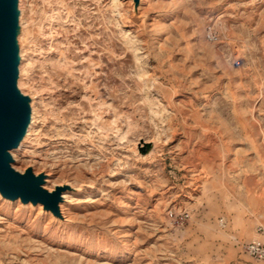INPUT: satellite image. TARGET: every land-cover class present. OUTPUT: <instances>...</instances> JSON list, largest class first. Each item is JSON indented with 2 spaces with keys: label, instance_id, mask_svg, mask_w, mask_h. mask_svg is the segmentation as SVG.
<instances>
[{
  "label": "rangeland",
  "instance_id": "obj_1",
  "mask_svg": "<svg viewBox=\"0 0 264 264\" xmlns=\"http://www.w3.org/2000/svg\"><path fill=\"white\" fill-rule=\"evenodd\" d=\"M21 8L13 167L80 190L65 222L0 198V264H264V0Z\"/></svg>",
  "mask_w": 264,
  "mask_h": 264
},
{
  "label": "water",
  "instance_id": "obj_2",
  "mask_svg": "<svg viewBox=\"0 0 264 264\" xmlns=\"http://www.w3.org/2000/svg\"><path fill=\"white\" fill-rule=\"evenodd\" d=\"M17 0H0V191L5 197L43 203L58 213L57 203L61 190L55 194L41 188L42 178L31 171L25 175L15 172L9 165L8 153L23 137L29 121L28 98L21 97L16 88Z\"/></svg>",
  "mask_w": 264,
  "mask_h": 264
},
{
  "label": "bare ground",
  "instance_id": "obj_3",
  "mask_svg": "<svg viewBox=\"0 0 264 264\" xmlns=\"http://www.w3.org/2000/svg\"><path fill=\"white\" fill-rule=\"evenodd\" d=\"M134 6V9L140 13L141 11V7L146 3L147 0H130ZM115 3H119L120 0H114ZM117 5V4H116ZM117 7V6H116ZM17 24H16V28H15V43H16V47H17V54H16V59H17V74H16V88L17 91L19 93V95L21 97H26L24 92H23V84H22V80L24 77L23 74V70L21 68L20 70V65L23 61L22 55L21 53L23 52V56L24 58L26 57V50H23L24 47V38H25V31L22 28V24H21V20H22V15H23V9L21 8V0H17ZM120 10V8H119ZM142 17L141 15H139V18ZM243 68V67H242ZM28 98V106L30 108V113H29V121L26 125L23 137L21 138V140L19 141L18 145L13 148L10 149L8 151L11 161L9 163L10 167L17 173L25 175L28 171H31L33 173V175L36 178H42V183H41V188L47 192H49L50 194H55L57 193L59 190H61L62 192L60 193V197H59V201L57 203V208H58V213L53 212L50 209H47L46 206L43 203H33L32 201H28L25 202L22 200L21 197H18L16 199H11L8 197H5L2 192L0 191V198L1 200L8 202V203H17V206H23V207H31L33 209H38L42 214L45 215H49L51 216L54 220L59 221V222H65L66 221V217L65 214L68 211V208L65 206L67 205V203H69V198L68 195L72 194L74 191H79L80 189H76L73 186H70L68 184H60V185H55L53 189L48 188V185L50 183L49 180V176L45 173H40L37 174L34 172L33 168H28L24 173H21L19 171H17L14 167L13 164L16 162L14 153L15 151H18L21 148L22 143H25V141H27L30 137V130L32 128L31 124H32V116H33V108L34 105H32V98L30 96L26 97ZM151 146V149L148 151L147 155L145 157H152L154 154H156V148H157V143L156 141H153ZM133 149L135 153L140 154V148L138 147V143L133 145ZM140 185V184H139ZM145 190L142 187H139L138 190H136L137 195L142 194ZM140 196V195H139Z\"/></svg>",
  "mask_w": 264,
  "mask_h": 264
},
{
  "label": "built area",
  "instance_id": "obj_4",
  "mask_svg": "<svg viewBox=\"0 0 264 264\" xmlns=\"http://www.w3.org/2000/svg\"><path fill=\"white\" fill-rule=\"evenodd\" d=\"M244 249L251 257L264 261V243L261 241L250 242L245 245Z\"/></svg>",
  "mask_w": 264,
  "mask_h": 264
}]
</instances>
